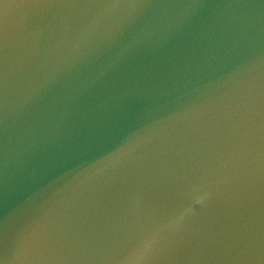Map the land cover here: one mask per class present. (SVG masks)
Instances as JSON below:
<instances>
[{"label": "water", "instance_id": "1", "mask_svg": "<svg viewBox=\"0 0 264 264\" xmlns=\"http://www.w3.org/2000/svg\"><path fill=\"white\" fill-rule=\"evenodd\" d=\"M264 264V0H0V264Z\"/></svg>", "mask_w": 264, "mask_h": 264}, {"label": "clouds", "instance_id": "2", "mask_svg": "<svg viewBox=\"0 0 264 264\" xmlns=\"http://www.w3.org/2000/svg\"><path fill=\"white\" fill-rule=\"evenodd\" d=\"M152 239H154V237H150L145 241L142 247L134 249L120 262V264H143L145 254L151 246Z\"/></svg>", "mask_w": 264, "mask_h": 264}]
</instances>
